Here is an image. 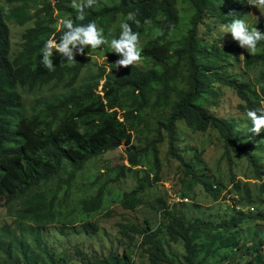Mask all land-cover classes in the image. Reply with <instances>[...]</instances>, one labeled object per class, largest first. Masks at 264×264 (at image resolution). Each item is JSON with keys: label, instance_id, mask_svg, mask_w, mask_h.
Here are the masks:
<instances>
[{"label": "trees", "instance_id": "trees-1", "mask_svg": "<svg viewBox=\"0 0 264 264\" xmlns=\"http://www.w3.org/2000/svg\"><path fill=\"white\" fill-rule=\"evenodd\" d=\"M6 1L11 6L8 13L0 2V204L2 207L20 204L21 208L16 213L19 223L33 228L35 242L46 258L39 253L31 254L24 238L16 236L9 225H2L0 250L5 257L0 258V264H62L42 247L41 228L53 224L73 225L103 211L108 203L110 186L126 178L128 173H134L135 168L141 166V157L151 149L155 152L156 175L152 177L150 172H146L142 178L139 176L141 169L136 170L140 183L122 199L128 210H136L146 204L143 194L147 187H154L162 180V161L157 146L162 142L164 132L170 139L171 155L180 160L187 177L192 176L218 201L221 191L214 188L215 180L197 172L192 162L179 156L176 150L175 130L183 121L194 132L216 130L225 142L226 153L229 155L232 148L243 153L255 167L257 176L263 179L264 166H260L256 154L243 145L245 138L262 135L260 127L245 137H236L229 121L212 114L202 102L212 87L220 83L237 92L244 102L241 110L253 121L260 122L264 117V38L261 51L247 53L245 57L242 55L244 34L241 30L230 46L214 45L210 49L200 42V28L205 23L206 14L214 12L215 8L221 11L220 2L223 0H191L196 10L192 27L176 49L169 37L181 23L178 0H120L117 5L92 10L69 5L70 0ZM233 6L232 16L222 19L227 25H236L239 29L244 8L240 2ZM56 10L84 15L72 23L60 22ZM216 14L214 12V16ZM119 17L125 19V24L120 44L109 60H121L122 67L113 65L108 72L106 67H102L89 82L76 87L86 66L84 50L75 64L69 67L47 61L50 39L61 48L75 46L79 42L83 44L97 26L116 21ZM8 20H14L21 26L33 22L23 32L22 48L14 56ZM151 26L160 31V35L150 38L141 52L149 66L142 68L122 59L121 54L141 40ZM229 60L232 65L244 64L248 69L261 67L257 80L259 88L251 90L249 84L222 74L223 68L230 66ZM182 70L187 74L186 88L177 94L171 116L160 122L157 139L148 148L137 151L133 144V131L144 121L143 113L151 104L150 95L162 87L153 108L159 111L169 106L168 97L175 90L174 83ZM101 81H104L102 91L98 92ZM19 89L50 94L27 106ZM57 90L59 93L55 92ZM125 97L132 99L128 109L124 107ZM121 112L123 117H119ZM123 143L129 145L127 155L131 167L123 166L101 174L88 184L87 189L80 190L79 197L72 196L70 189L78 172L91 160L118 150ZM201 156H198L199 160ZM236 188L240 190L242 183L237 182ZM246 193L251 196L248 190ZM158 203L165 220L157 229L150 225L146 228L122 225L123 237L132 233L141 235V247L150 253L153 264L171 263L161 241L163 234H167L174 243H184V264H207L206 257L200 258L207 246L197 244L203 234L220 229L233 233L246 219L264 221L262 213L246 215L240 212L217 228L211 222L189 220L176 206L170 207L162 199ZM83 228L89 234L99 231V226L94 223H84ZM237 244L236 238L231 241L227 237L222 246H236L241 250ZM263 246L264 240H261L257 247L258 255L247 264H264ZM14 250L22 255L21 261ZM133 254H112L95 264H136ZM228 264H241V261Z\"/></svg>", "mask_w": 264, "mask_h": 264}, {"label": "rangeland", "instance_id": "rangeland-1", "mask_svg": "<svg viewBox=\"0 0 264 264\" xmlns=\"http://www.w3.org/2000/svg\"><path fill=\"white\" fill-rule=\"evenodd\" d=\"M53 1V0H52ZM6 13L11 6L6 0H0ZM120 0H70L69 5L77 8L101 9L103 6L117 5ZM240 2L244 8L243 16L240 17L241 28L236 25H227L222 18L232 16L234 6ZM222 10L214 9V12L206 14L205 23L200 28V42L202 45L212 49V46H230L235 38L243 32L242 55L261 51V44L264 38V2L262 0H223L220 2ZM178 8L181 15L179 27L172 33L169 40L174 43L173 48H179L183 39L187 37L191 27L192 19L195 15V7L191 0H178ZM55 14L60 22L72 23L84 14L56 10ZM238 19V17L236 16ZM236 23V22H235ZM11 28L12 56L18 53L23 45L22 34L25 29L33 22H28L24 26L18 25L14 20H8ZM125 19L119 17L116 21L105 22L99 25L87 39L85 43H77L71 47H58L54 40L50 39L49 48L46 50L48 62H59L69 67L77 61L82 54L86 57V66L82 70L80 81L76 87H82L95 77L102 67L107 68V72L113 65L122 67L121 60L110 61L109 58L119 46L121 34L124 28ZM260 26V27H259ZM160 35L153 26L149 27L146 35L136 43L130 45L121 58L126 62H132L142 68H147L149 62L141 55L142 50L147 46L150 38ZM228 61L229 67H224L222 74L228 78H236L241 83L250 85L251 90L257 87V80L261 75V67L248 69L244 64L232 65ZM179 75L174 83L175 90L169 95V106L155 110L153 104L162 91L159 87L155 93L150 95L151 104L143 113L144 121L137 124L133 131V144L137 151L146 149L159 136L158 127L162 120L171 116V107L177 101V94L186 88L187 74L185 70ZM101 81L98 92L102 91ZM23 101L29 106L34 100L41 96H48L50 93L41 94L40 91H27L19 89ZM59 93V91H55ZM203 105L212 114L224 118L234 127L236 137H245L248 133L260 127L262 135L255 138H245L243 145L251 153L256 154L260 166H264V117L260 122L253 121L250 116L241 110L244 102L240 99L237 92L228 86L220 83L215 84L208 95L203 99ZM132 99L125 97L124 107L130 108ZM264 106V102H263ZM119 117H123L122 112ZM176 150L179 156L185 157L192 162L197 172L215 180V189L221 191L220 199L216 201L205 188L192 176L185 173L184 167L178 158L171 155L170 139L167 132L163 133L162 142L157 146L160 159L162 161V180L154 185L147 187L143 194L146 204L139 206L136 210H128L122 204L125 193L133 192L139 185L136 170H140V177H145L146 172H150L152 177L156 175L155 152L149 149L148 153L141 157V166L135 168L134 173H128L126 178L110 186L108 203L103 211L96 213L86 220L80 219L73 225L53 224L41 228L42 247L54 256L57 263L62 264H95L98 260L109 257L112 254L123 256L127 253H134L133 258L136 264H153L150 253L141 247L142 237L134 233L128 237H123L122 225L136 228H146L150 225L157 229L165 219H162L159 211L158 200L162 199L170 207L176 206L191 221H202L213 223L217 226L228 222L240 212L246 215L253 213L264 214V175L263 179L257 176L255 167L251 165L247 157L231 149L230 154L226 153L225 142L216 130L206 133L194 132L188 127L186 122H180L176 126ZM129 145H123L116 151L109 152L91 160L83 169L78 172L75 181L72 183L70 194L80 196V190H85L88 184L95 181L101 174L115 168L123 166L131 167L127 150ZM201 156L199 160L198 156ZM259 179V180H258ZM237 182L242 183V188H236ZM85 188V189H84ZM246 190L251 194L248 197ZM76 197V200L78 199ZM74 200H71L73 202ZM0 204V226L9 225L18 237H23L29 252L43 253L35 242L33 228L22 225L17 218V210L21 208L19 203L11 206L2 207ZM112 214V216H108ZM81 218V217H78ZM167 222V220H166ZM94 223L99 226V231L94 234L86 233L83 224ZM234 241L238 240L236 246H222L226 238ZM261 240H264V221L246 219L233 233L224 230H216L214 233L203 234L197 241L201 247L207 246L200 258L206 257L207 264H228L230 262L241 261L247 264L254 260L258 255L257 247ZM161 241L167 250V256L171 263L184 264V243H174L169 240L167 234L161 236ZM264 254V246H263ZM18 260L21 261L22 255L18 250H14ZM19 254V255H18ZM46 258L45 254H41ZM4 253L0 250V258H4Z\"/></svg>", "mask_w": 264, "mask_h": 264}]
</instances>
